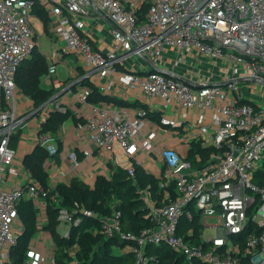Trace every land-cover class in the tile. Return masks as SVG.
Returning <instances> with one entry per match:
<instances>
[{
	"label": "built area",
	"instance_id": "1",
	"mask_svg": "<svg viewBox=\"0 0 264 264\" xmlns=\"http://www.w3.org/2000/svg\"><path fill=\"white\" fill-rule=\"evenodd\" d=\"M36 2L64 43L56 45V61L44 77L56 92L37 108L16 83L21 63L38 44L31 23ZM90 19L111 34L107 50L96 47ZM68 56L82 73L61 84L54 78L56 62ZM190 56L239 68H229L221 81H190L176 68ZM128 58L138 63L127 68ZM84 80L129 104L89 101L92 90ZM263 90L264 0H0V264H12L11 249L23 231L19 203L32 199L39 220L48 206V191L17 161L22 131L37 112L41 127L51 111L76 104L81 120L70 129L63 124L61 146L70 139L85 160L107 159L131 177L136 165L151 162L146 171L160 181L163 194L157 198L151 184L138 185L153 224L138 234L123 229L119 210L104 216L80 202L61 207L64 237L92 217L99 219L101 233L128 241L124 250L135 254L137 264H148L149 244L168 245L184 255L185 264H264ZM38 133V144L51 155L62 150L50 134ZM195 145L207 156L191 155ZM68 156L79 163L76 150ZM208 218L218 222L209 224ZM210 228L214 233L206 234ZM54 246L52 236L31 241L28 264H55ZM77 250L78 243L69 249L74 261Z\"/></svg>",
	"mask_w": 264,
	"mask_h": 264
},
{
	"label": "trees",
	"instance_id": "2",
	"mask_svg": "<svg viewBox=\"0 0 264 264\" xmlns=\"http://www.w3.org/2000/svg\"><path fill=\"white\" fill-rule=\"evenodd\" d=\"M147 9L148 4L146 3L139 9L140 20H143ZM32 12L45 22L52 21L47 10L39 2L33 6ZM49 67L47 55L41 51L37 44L32 54L21 63L17 71V86L32 100L35 108L48 101L56 92L55 87L42 84L43 78L49 72ZM80 69L79 72L82 73ZM81 84L91 88L92 94L89 96V101L93 103L107 101L114 104H129L122 99L100 92L91 81L84 80ZM35 115H38V112L33 116ZM149 115L156 120L160 116L157 113L156 115L149 113ZM70 118L74 122L81 120L71 109L65 112L53 110L47 120L42 122L39 132L40 134L48 133L54 137L59 142V149L61 150L62 142L59 132L63 124ZM196 151L205 156L208 154L200 145L194 146L191 155ZM50 155L45 146L38 144L23 158L24 168L29 171L31 179L37 180L48 191L46 198L48 201L47 219L42 226H39V209L34 201L24 199L19 203L18 210L23 223V231L11 249L12 264H28L27 252L30 243L41 229L49 231L55 243V264H137L135 254L124 250L128 241L118 235L109 237L101 233L99 231L101 223L97 218L84 217L78 226L73 225L71 227L70 237H64L59 230L61 224L58 219L59 209L61 207L71 208L75 202H80L104 216H110L115 210H119L122 213L123 229L138 234L144 228L153 225L148 218V210L139 195L138 185L145 187L151 184L154 194L162 197L163 189L160 187V181L143 167L136 165L135 177H131L127 169L115 167L110 176L97 175L93 186L75 176L70 182H58L55 188H52L50 173L45 166ZM171 190L174 191L173 188ZM56 197L57 200H55ZM187 224V226L191 225L190 223ZM192 225L197 233V221H194ZM75 243H78L76 261L73 260L69 252ZM146 255L150 258L148 264H185L184 255L165 244H149L146 247ZM151 257L154 258L151 259Z\"/></svg>",
	"mask_w": 264,
	"mask_h": 264
},
{
	"label": "crops",
	"instance_id": "3",
	"mask_svg": "<svg viewBox=\"0 0 264 264\" xmlns=\"http://www.w3.org/2000/svg\"><path fill=\"white\" fill-rule=\"evenodd\" d=\"M91 20L92 21L90 23V29L92 31L94 30V38H95L96 47L99 49L107 50L110 47V44L112 42L111 34H109V32L106 29L99 28V25H97V22L95 20L93 19ZM95 30L103 31L104 35H100L96 33ZM106 37L108 38V42L107 41L105 42ZM63 59H66V58H63ZM186 59L187 60L185 62L179 64L178 66H176V68L180 73L186 76L190 81L192 80L199 81V82L201 81H209V82L221 81L227 78V76L229 75L230 73L229 68H239L223 60H214V59H208V58L205 60H202L203 63L207 64V67L205 68L203 67V64H201L200 66L197 65L199 60L191 56ZM168 60H170V58H168ZM68 68H70V76L66 78H62V76H60V73L58 74V69H57V74H56L55 79H58V81H60L61 84L67 83L70 79L76 77L77 74L79 73V68H75L74 63L72 61L68 62ZM43 80L46 85H49V87L52 86V84L47 83L44 78ZM29 100H30V105H32L33 104L32 100L31 99ZM78 106L80 105L76 104V106H74L73 108V111L75 112L77 117H80L81 113H79ZM73 121L74 120L70 118L64 123L66 124L67 129H70V127L73 124ZM39 128H40V120L38 116L37 115L30 116V119L27 121V125L22 131L20 139L18 140V143L16 145L17 161L23 160L24 155L26 153L31 152L35 148V146L38 144ZM74 150H76V152L79 155V159H80L77 165L73 164L69 160V156H68L69 152L74 151ZM118 152H119L118 150L115 151V153H118ZM141 158H143V156H141ZM48 160L51 163L50 164L51 167L49 169L51 182L56 181V182L68 183L71 181L73 177L77 176L83 179L85 182L89 184L91 183L93 184L97 175L104 174L107 176L112 172L111 167L108 166L109 161L107 159H104V161L102 162H98V160H94V159L85 160L82 154V149L77 148L75 143L72 144L70 139L63 141V147L60 152H58L57 154H52L50 155V157L47 158L46 163H45L46 168H47ZM143 167L145 170L148 171V169H150L153 166L151 162H148L146 166H143ZM155 196L158 198L157 195ZM45 218L47 219L46 215L45 217H43L41 220L38 221L39 226H42L46 222ZM63 229H67V225L61 223L60 228H59L60 232ZM40 231L42 232V234H40L39 236L40 239L42 237L48 240L51 238V234L49 233V231L45 229H41ZM32 241H34V237Z\"/></svg>",
	"mask_w": 264,
	"mask_h": 264
},
{
	"label": "rangeland",
	"instance_id": "4",
	"mask_svg": "<svg viewBox=\"0 0 264 264\" xmlns=\"http://www.w3.org/2000/svg\"><path fill=\"white\" fill-rule=\"evenodd\" d=\"M50 19H51V17H50ZM91 21L92 20L90 19L89 25H90ZM31 23H32V26H33L36 34H37L36 41L38 42L39 48L41 49V51L43 53H45L47 55L49 62H55L56 60L54 58H55L56 47L57 46L62 47L64 45V43L57 38V35H56L54 28H53L52 21L49 20V22H45L42 18H40L38 15H36L34 12H32ZM95 32L100 34V35H104L103 31L95 30ZM92 33H94V30L92 31ZM106 41L108 42L107 37L105 39V42ZM62 61H64V62H62ZM70 61L75 63V65H76V63H78V61H76L75 57H73V56H68V57H66V59H59V61L56 62L58 74L60 73V76H62V78H66V77L70 76V68H68V62H70ZM201 61L202 60H199L197 65L200 66L201 64H203V67L206 68L207 64H205V63H203V61L202 62ZM136 63H138V60L136 58H128L123 62V64L127 68H131ZM55 77H56V74L54 75V78ZM42 84L44 86L49 87V85L45 84L44 80L42 81ZM263 92H264V90H263ZM260 95H261V93L259 92V93L254 95V98H257ZM119 155H120V152L117 153V156H119ZM111 169H112L111 171H113L115 169V166H111ZM216 222H218L217 218H208L207 219V223H209V224H215ZM205 232H206V234H208V233L213 234L214 230L210 228V229H206ZM40 234H42L41 231L34 236V240L38 239ZM41 240L44 241V237H42ZM29 251H30V248L27 252L28 257H29Z\"/></svg>",
	"mask_w": 264,
	"mask_h": 264
},
{
	"label": "water",
	"instance_id": "5",
	"mask_svg": "<svg viewBox=\"0 0 264 264\" xmlns=\"http://www.w3.org/2000/svg\"><path fill=\"white\" fill-rule=\"evenodd\" d=\"M67 89H68V88H66L65 90H63V91L58 95V97L61 96V95H63V94L67 91ZM37 145H38V144H37ZM37 145H36V146H37ZM36 146H35V147H36ZM26 154H28V153H26ZM26 154H25V155H26Z\"/></svg>",
	"mask_w": 264,
	"mask_h": 264
}]
</instances>
